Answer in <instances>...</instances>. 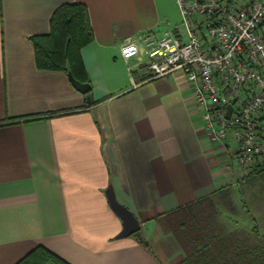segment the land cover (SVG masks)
Returning a JSON list of instances; mask_svg holds the SVG:
<instances>
[{"label":"crops","instance_id":"1","mask_svg":"<svg viewBox=\"0 0 264 264\" xmlns=\"http://www.w3.org/2000/svg\"><path fill=\"white\" fill-rule=\"evenodd\" d=\"M72 2L85 6L93 34L78 51L90 98L65 71L38 68L30 41ZM178 17L176 0H0V264L38 245L69 264H181L185 253L159 218L258 172L233 164L230 146L206 129L181 70L150 77L142 53L122 58L123 43L140 47ZM108 185L147 246L116 237ZM260 190L257 182L247 204L264 234ZM238 217L224 216L244 225Z\"/></svg>","mask_w":264,"mask_h":264},{"label":"built area","instance_id":"2","mask_svg":"<svg viewBox=\"0 0 264 264\" xmlns=\"http://www.w3.org/2000/svg\"><path fill=\"white\" fill-rule=\"evenodd\" d=\"M180 26L140 37L150 77L181 70L193 107L238 168L264 167V0H176ZM138 50L120 47L123 59ZM153 59V61H151ZM231 108L226 116V105Z\"/></svg>","mask_w":264,"mask_h":264},{"label":"trees","instance_id":"3","mask_svg":"<svg viewBox=\"0 0 264 264\" xmlns=\"http://www.w3.org/2000/svg\"><path fill=\"white\" fill-rule=\"evenodd\" d=\"M92 37L85 6L79 2L63 3L51 14L48 33L30 37L35 64L40 69L69 71L75 80L88 86L85 95L90 98V82L82 69L78 51ZM94 102L90 100L91 104ZM258 169L261 172L262 169ZM257 173L245 178L249 185L259 182L263 190L264 180ZM229 197L230 187H221L213 195L179 206L159 218L163 230L175 236L185 253L181 264H264V234L247 202L240 205L244 225L232 226L222 218L219 204L226 206L229 214L236 216L238 213ZM138 232L133 235L140 244L147 246ZM14 264L69 263L38 245Z\"/></svg>","mask_w":264,"mask_h":264},{"label":"water","instance_id":"4","mask_svg":"<svg viewBox=\"0 0 264 264\" xmlns=\"http://www.w3.org/2000/svg\"><path fill=\"white\" fill-rule=\"evenodd\" d=\"M67 77L72 84V86L78 91L85 93L88 90V86L85 83L75 80L69 71H67ZM230 104L226 105V116L230 111ZM105 195L110 209L115 215H117L121 220V229L116 234L117 238L126 237L133 234L139 230L140 223L135 215L123 204L117 201L114 195V191L111 185H108L105 189Z\"/></svg>","mask_w":264,"mask_h":264},{"label":"rangeland","instance_id":"5","mask_svg":"<svg viewBox=\"0 0 264 264\" xmlns=\"http://www.w3.org/2000/svg\"><path fill=\"white\" fill-rule=\"evenodd\" d=\"M178 21H180V18L178 19ZM153 34L154 36H156V39L163 37L162 33H160V35H155V33ZM141 44L142 45L140 47L138 46V50L134 56H137V54L139 53H142L144 55L145 60L143 62V65L145 69L148 71V74H151L152 72H151V69L149 68L150 60L148 59L146 54L143 52V46H144L143 42H141ZM151 61H153V59H151ZM256 192H257V183L255 182L254 184L249 185L247 181V183H243V184L238 183L237 185L230 187V197H229L230 199L229 200L232 202V206L233 208H235V211H238V213L236 212L237 216H240L242 212V210L240 209L241 202L248 203L251 200V197H254L256 195ZM225 205H227V202H225ZM218 207H219V210L221 211L222 218H223L228 212L227 207L221 204H219ZM159 223L161 222L159 221ZM138 234L141 235L140 231L138 232Z\"/></svg>","mask_w":264,"mask_h":264}]
</instances>
